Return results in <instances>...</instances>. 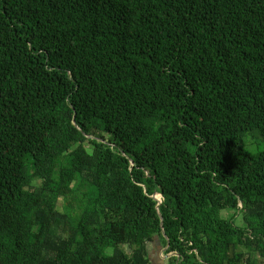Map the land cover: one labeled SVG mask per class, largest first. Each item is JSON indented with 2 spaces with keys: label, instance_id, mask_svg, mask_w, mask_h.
I'll list each match as a JSON object with an SVG mask.
<instances>
[{
  "label": "trees",
  "instance_id": "trees-1",
  "mask_svg": "<svg viewBox=\"0 0 264 264\" xmlns=\"http://www.w3.org/2000/svg\"><path fill=\"white\" fill-rule=\"evenodd\" d=\"M246 132L264 0H0V264H264Z\"/></svg>",
  "mask_w": 264,
  "mask_h": 264
},
{
  "label": "rangeland",
  "instance_id": "rangeland-1",
  "mask_svg": "<svg viewBox=\"0 0 264 264\" xmlns=\"http://www.w3.org/2000/svg\"><path fill=\"white\" fill-rule=\"evenodd\" d=\"M240 143L245 148V150L251 155H256V154H258L264 150V143H262L255 135L251 134L250 132H246L243 135V137L240 140ZM86 147H88V144H86ZM232 213H233V211H223L222 216L226 218V217L231 216ZM237 224L241 225L240 219H238ZM157 246L160 247V249H161L162 243H161V240L159 238L154 240L152 243H150L148 245V249L150 251V253H149L150 258H152V253H153V251H155L154 249L157 248ZM162 249H163V247H162ZM159 251L160 250H158L157 252H155L153 254L154 261H156L158 254L162 258L167 257V254H165V249L162 252H159ZM173 256H175V254ZM253 258L256 261H259V258L257 257V255L255 253L253 254ZM164 264H171V263L169 261H164Z\"/></svg>",
  "mask_w": 264,
  "mask_h": 264
},
{
  "label": "crops",
  "instance_id": "crops-1",
  "mask_svg": "<svg viewBox=\"0 0 264 264\" xmlns=\"http://www.w3.org/2000/svg\"><path fill=\"white\" fill-rule=\"evenodd\" d=\"M164 249H165L164 247H163V249H162V247L160 249V247H158V246H157V248L154 249L155 251H153V253H152V258H150L152 264H164V261H169L170 257L167 256V257L162 258L159 254H158V257L156 258V261H154L153 254L155 252H157L158 250H160L159 252H162Z\"/></svg>",
  "mask_w": 264,
  "mask_h": 264
},
{
  "label": "water",
  "instance_id": "water-1",
  "mask_svg": "<svg viewBox=\"0 0 264 264\" xmlns=\"http://www.w3.org/2000/svg\"><path fill=\"white\" fill-rule=\"evenodd\" d=\"M151 197L157 200L156 210L158 211V207H159V204H160V202H161V196L158 195V194H154V195H152ZM159 218H160V222H161V221H162L161 216H160ZM162 235L164 236L163 231H162ZM166 241H167V239H166ZM167 247H168V241H167V244H166V246H165V249H166ZM173 255H174L173 253H169V254H167L168 257H171V256H173Z\"/></svg>",
  "mask_w": 264,
  "mask_h": 264
}]
</instances>
